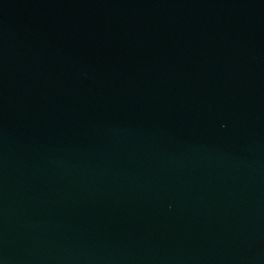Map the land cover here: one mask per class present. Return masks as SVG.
<instances>
[{
    "label": "water",
    "instance_id": "obj_1",
    "mask_svg": "<svg viewBox=\"0 0 264 264\" xmlns=\"http://www.w3.org/2000/svg\"><path fill=\"white\" fill-rule=\"evenodd\" d=\"M0 264H264V0H0Z\"/></svg>",
    "mask_w": 264,
    "mask_h": 264
}]
</instances>
